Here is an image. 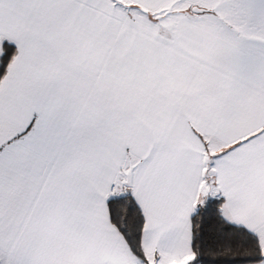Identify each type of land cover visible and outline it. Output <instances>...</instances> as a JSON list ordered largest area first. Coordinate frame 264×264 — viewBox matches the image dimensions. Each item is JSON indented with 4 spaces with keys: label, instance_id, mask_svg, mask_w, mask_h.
Instances as JSON below:
<instances>
[{
    "label": "snow or ice",
    "instance_id": "obj_1",
    "mask_svg": "<svg viewBox=\"0 0 264 264\" xmlns=\"http://www.w3.org/2000/svg\"><path fill=\"white\" fill-rule=\"evenodd\" d=\"M0 264H264V0H0Z\"/></svg>",
    "mask_w": 264,
    "mask_h": 264
}]
</instances>
